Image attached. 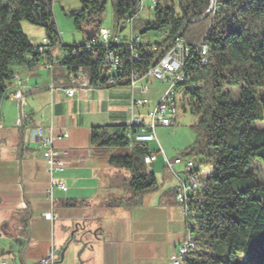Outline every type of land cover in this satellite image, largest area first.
<instances>
[{
    "label": "trees",
    "instance_id": "obj_1",
    "mask_svg": "<svg viewBox=\"0 0 264 264\" xmlns=\"http://www.w3.org/2000/svg\"><path fill=\"white\" fill-rule=\"evenodd\" d=\"M79 1L83 10L71 12L76 26L86 22L99 26L106 1ZM211 1L157 0L152 22L139 20L135 0H112V6L116 26L124 29L132 19L133 31L137 30L134 23L139 22L141 35L163 32V40L151 44H143L137 36L140 41L135 49L141 59L133 67L141 74L158 63L163 48L177 40L192 46L204 42L207 64L196 59L190 80L183 86L192 113L199 117L192 126L198 146L180 156L203 155L212 173L203 180L202 202L195 205L190 220V239L195 246L185 264H264V187L251 170L256 161L264 164V129L256 127L264 122V0H217L216 9L207 12ZM23 22L44 29L52 45L61 42L53 0H0V110L14 68L23 66L32 72L42 66V57L25 34ZM119 48L128 54L124 45ZM60 49L64 57L56 69L85 70L91 87L124 86L123 82L107 85L110 76L103 68V46L87 40ZM234 85L240 86L237 101L231 91ZM136 130L134 126L108 125L91 129L93 148L111 150L108 164L130 173L131 196L120 203L125 206L135 205L158 189L155 174L144 162L151 153L149 144L132 139ZM127 149L129 153H125ZM234 180H248L249 185L235 190ZM22 214L26 222L29 215Z\"/></svg>",
    "mask_w": 264,
    "mask_h": 264
},
{
    "label": "crops",
    "instance_id": "obj_2",
    "mask_svg": "<svg viewBox=\"0 0 264 264\" xmlns=\"http://www.w3.org/2000/svg\"><path fill=\"white\" fill-rule=\"evenodd\" d=\"M22 27L34 46L46 37L44 29L39 33L28 27V33L24 24ZM63 57L64 52L56 48L53 72L43 66L32 72L15 67V75L23 81L25 105L13 97L18 89L15 80L1 104L0 264H39L51 250L56 255L57 245L61 249L68 243L63 260L56 257L55 264H168L185 235L176 187L145 194L133 206L121 205L131 193L122 200L114 181L119 171L108 164L112 151H97L91 144L93 127L130 126L142 109L130 112L132 94L128 87L66 83L67 88L76 89L72 98L62 91L51 92L53 82L59 85L66 80L63 68L56 69ZM162 93L154 101L151 90L152 105ZM38 127L69 133L68 139L56 143L67 165L55 181L63 182L67 189L54 188L53 203L47 196L50 176L46 161L40 143L31 136ZM159 162H163L162 156L155 164ZM50 211L56 216L54 221L44 218ZM23 212L29 215L26 222ZM57 224L63 227L58 236ZM75 226L76 231L82 228V233L71 236Z\"/></svg>",
    "mask_w": 264,
    "mask_h": 264
},
{
    "label": "built area",
    "instance_id": "obj_3",
    "mask_svg": "<svg viewBox=\"0 0 264 264\" xmlns=\"http://www.w3.org/2000/svg\"><path fill=\"white\" fill-rule=\"evenodd\" d=\"M135 2L139 16L144 11L154 10L157 5V0H135ZM216 7L217 0H212L207 12L214 11ZM127 24L133 29L132 19L128 20ZM118 27V32H112L104 27L99 28L96 37L89 42L92 45L103 46L105 49L103 68L110 76L107 85L115 86L118 82H123L125 84L121 87H128L130 89L132 100L129 110L132 114L152 105L150 100L151 89L149 87L151 80L167 84V88H165L154 105L153 112L150 115V124L145 125V117L139 113L136 117H133L130 125L137 129L135 134L132 135L134 141L147 144L157 142L155 131L158 126L170 127L175 126L177 123L180 104L182 101H185V89H183V86L190 80L189 71L191 70V66H194L196 59H199L201 64H207L204 42L192 46L182 40H177L169 48H163V56L158 63L152 66L146 74H141L133 67L135 62L141 59L140 54L135 49L140 39L137 36H133L131 39L122 37L119 33L122 26ZM59 38L61 42L52 45L50 39L46 36L40 45L35 46L42 57V66L50 72H53L55 66L53 52L56 48L60 49L63 46L60 32ZM122 45H124V50L128 54L124 55L121 53L122 51L119 47ZM152 49L155 51L157 48L154 46ZM48 52H50L49 57L51 60H49ZM65 76L66 80L59 83V85H56L55 82L51 84V92L62 91L72 98L76 89L74 87L67 88L66 83L74 86L78 84L90 86L88 73L81 68L77 72L66 71ZM80 76H85L88 79L80 78ZM13 80L17 82L18 88L13 97L21 106H24L23 81L17 75H14ZM31 136L33 140L40 143V148L46 161L47 172L50 176V188L47 191V196L51 203H53V189L58 188L62 191L67 189V186L63 182L55 181L54 176L63 172L67 165L64 158L65 154L56 146V143L68 139L69 133H56L53 128L38 127L33 131ZM159 156H162L165 169L177 182L176 202L183 213L185 224L184 240L172 254L168 264H185L186 258L192 252L193 246H195V244H192V239H190V220L194 214L195 205L202 202L203 180L210 176L212 169L202 170L200 164L189 157L178 156L174 160H170L161 147L159 151H151V153L146 155L144 162L148 167L153 166L158 161ZM44 218L54 221L56 216L50 211L44 214ZM55 261L56 255L51 250L48 256L41 260L39 264H55Z\"/></svg>",
    "mask_w": 264,
    "mask_h": 264
},
{
    "label": "rangeland",
    "instance_id": "obj_4",
    "mask_svg": "<svg viewBox=\"0 0 264 264\" xmlns=\"http://www.w3.org/2000/svg\"><path fill=\"white\" fill-rule=\"evenodd\" d=\"M102 1V0H100ZM105 10L100 19L99 28L104 27L112 32H118L119 27L115 24V16L112 6V0H105ZM83 4L79 0H53V12L54 19L58 28V31L61 33L63 45L66 47H71L74 45H79L87 41V37L85 31L88 27H92V22L81 23V27L78 28L75 24V19L71 17V12L81 11L83 10ZM139 20L145 22L154 20V13L151 11H144L140 16ZM25 26V31H27L28 27L35 28V31L43 30L40 27L33 26L28 22H23ZM137 26V30L133 31L132 27L129 24H126L124 30L119 32L122 37L126 39H131L133 36H139L141 38V42L143 44H151L155 42H160L163 40L164 35L163 32L150 31L145 35H141V27L140 23H134ZM88 26V27H87ZM97 28V31L99 30ZM24 29V28H23ZM28 32V31H27ZM29 33V32H28ZM42 37V35H41ZM40 37V38H41ZM42 39V38H41ZM43 40V39H42ZM42 43V41H41ZM40 43V44H41ZM151 85L150 89L153 91L151 94L152 99L156 101L159 97L161 91H164L167 88V84H163L157 80H151L149 82ZM233 98L237 101L239 97L240 86L234 85L232 87ZM154 105H149L142 109L140 113L145 117V125H149L151 122V113L153 112ZM199 121V117L192 113L189 103L188 96H185V101H182L180 104V112L177 118V123L175 126L164 127L158 126L156 128L155 134L157 137V142L149 143V147L151 151H159L160 147L163 149L165 154L168 156L170 160H174L176 157L180 156L185 151L198 146V137L197 134L192 129V126L197 124ZM259 129H264V122L258 123L256 125ZM130 149L125 150V153H129ZM101 153V152H100ZM190 159H194L198 164H200L201 169H210V165L206 164V159L201 154H192L188 156ZM205 163V164H204ZM149 170L153 172L157 178L158 189L151 192L155 194L170 186L176 187L177 182L173 180L170 173L165 169L163 162H159L154 166H149ZM254 173V177L257 182L264 187V164L260 162H254L252 164V169ZM119 173L114 175L115 184L120 189L122 193V200L124 198H128L130 196V190L128 187L129 172L125 169H118ZM55 174L54 178L58 177ZM249 185L248 180H234L233 187L235 190L244 189ZM120 200V201H122ZM15 224L12 225V229L10 231H14ZM77 226L72 229L71 236L75 233H82V228L76 231ZM58 230L63 232L62 225L57 224L56 227V235L58 236ZM76 231V232H75ZM59 243H60V239ZM69 243L67 244V246ZM67 246L59 248L57 245L56 248V257L61 260V251L65 249ZM81 252L78 253V258H80Z\"/></svg>",
    "mask_w": 264,
    "mask_h": 264
},
{
    "label": "water",
    "instance_id": "obj_5",
    "mask_svg": "<svg viewBox=\"0 0 264 264\" xmlns=\"http://www.w3.org/2000/svg\"><path fill=\"white\" fill-rule=\"evenodd\" d=\"M97 28H98V26H94L91 30H86V31H85V34H86V36H87V40H88V41H90V40H92L93 38L96 37V34H97ZM80 241H81V243L83 242L82 239H81ZM67 247H68V246H67ZM67 247L64 249V251H63L62 254H61V261H62L63 258H64V252L66 251Z\"/></svg>",
    "mask_w": 264,
    "mask_h": 264
}]
</instances>
